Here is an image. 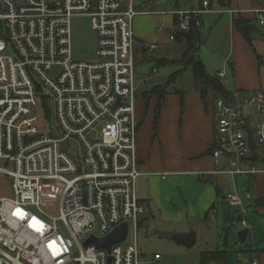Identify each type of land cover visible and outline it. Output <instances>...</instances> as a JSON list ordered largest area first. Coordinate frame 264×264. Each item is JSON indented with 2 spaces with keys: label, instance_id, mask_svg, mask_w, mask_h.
I'll return each instance as SVG.
<instances>
[{
  "label": "built area",
  "instance_id": "2783aa9c",
  "mask_svg": "<svg viewBox=\"0 0 264 264\" xmlns=\"http://www.w3.org/2000/svg\"><path fill=\"white\" fill-rule=\"evenodd\" d=\"M207 12L238 13L210 0L169 13L185 32L199 29ZM141 13L132 0H0V174L12 187V197L0 195V264H158L159 254L146 258L134 241L110 250L84 245L123 222L135 227L144 212L135 189L133 20ZM77 15L88 17L95 34L93 61L73 57L70 19ZM256 17L264 23L263 13ZM226 74L224 66L214 77L224 85ZM207 107L214 173H264L254 160H264V90L232 89L214 95ZM52 180L63 183L58 215L34 212L39 183ZM226 200L238 208L240 229L249 228L236 191Z\"/></svg>",
  "mask_w": 264,
  "mask_h": 264
},
{
  "label": "crops",
  "instance_id": "0c3cea01",
  "mask_svg": "<svg viewBox=\"0 0 264 264\" xmlns=\"http://www.w3.org/2000/svg\"><path fill=\"white\" fill-rule=\"evenodd\" d=\"M210 1L220 4V0ZM200 5L201 0H198L190 7L176 9H193L199 8ZM224 8L237 10L238 13L233 18L239 17L252 24L249 39H246L240 29L234 26V19L228 13H203L201 26L198 29L200 41L205 25L208 27L206 38L211 40L214 37L215 42L220 41L224 32L228 31L231 50L220 62V68H216L211 74L207 70L210 61L208 63L200 60L211 76L227 66L224 86L228 91L264 90V23L260 24L256 17V13L259 12L264 15V0H231ZM139 11L143 13L138 14L133 20L137 80L135 108L138 119L135 154L140 173L135 184L136 194L144 210L149 212L150 223L154 225L156 231H162L164 234H184L192 229L195 232L196 242L199 235L211 229L209 226L211 219L214 220V228L217 230V201L221 196L228 205L226 198L230 195L223 193V187L217 180L219 173H214L215 165L210 155L215 133L207 104L214 95L209 92L203 99L197 82L192 90L185 91L174 87L175 80L161 100L158 118L155 121L154 109L158 95L151 94L145 106L144 93L155 85H162L165 81L144 87V83H147L149 78L147 76L138 78V75L143 64L155 62L157 58H166L162 55L165 52L161 50L159 52L162 53L161 55L149 58L148 45H157L149 52L159 48L157 41L160 35L155 33V29H160L156 27L165 21L166 28L171 30L174 27V18L169 13L172 10L166 12L139 9ZM223 14H227L228 18L220 23V16ZM169 61L168 59V63ZM153 68L155 67L148 69L151 76ZM244 180L252 188V192L246 190L248 200L253 199V203L249 202L247 208H251L264 222V173L244 175ZM143 217L144 215L140 216L139 223L134 227L135 244V229L144 222ZM251 251L243 253L245 262L256 257L259 264H264V246H252ZM141 254L146 258L153 255L143 252ZM227 259L226 254L223 262L229 264ZM245 262L238 260L237 264Z\"/></svg>",
  "mask_w": 264,
  "mask_h": 264
},
{
  "label": "rangeland",
  "instance_id": "374dc122",
  "mask_svg": "<svg viewBox=\"0 0 264 264\" xmlns=\"http://www.w3.org/2000/svg\"><path fill=\"white\" fill-rule=\"evenodd\" d=\"M198 0H133V4L137 10H159L170 11L177 7H190L191 4H196ZM126 5L128 0H121ZM137 16V15H136ZM135 16V17H136ZM223 23L227 20L228 15L223 14L220 16ZM258 27V25H256ZM155 29V33L160 35L157 43L158 49L153 52H147V56H158L160 50L165 52L164 55L169 59V63L165 66H161L154 61L143 64L140 68V74L143 78L147 76L149 78L147 83H144V87H150L154 84L162 83L167 80V77L185 66L182 61L183 54L186 51L184 43L177 41H170L169 35L175 29L171 30L166 28L165 21H163ZM208 31L207 25L202 30V37L199 44H197V55L201 60L206 62L210 61V66H207L208 72L211 74L216 68H220L221 61L227 53L231 50L229 43L228 31L224 32L220 41L211 42L210 38H206ZM70 34H71V48L74 58L93 61L96 59L95 50V34L89 27V19L84 15L73 16L70 19ZM248 42V41H247ZM231 61V59H230ZM209 63V62H208ZM183 64V65H182ZM154 66L157 69L156 75H150L148 69ZM137 81V80H136ZM196 85V81L192 76L191 69L188 67L183 74L177 77L174 87L181 88L185 91H190ZM212 97L210 98V101ZM49 126H51L50 123ZM65 146V145H64ZM0 167H5L3 160H0ZM219 184L223 187L222 191L225 195L236 193L243 202L244 207H247L249 202L253 203V199L250 201L247 198V191L252 192V188L249 187L244 180V175H235L231 177L225 173H219L217 176ZM234 185V186H233ZM63 183L58 180H52L49 182H40L37 190L38 207L32 206L31 209L40 213L44 212L49 216H57L59 211V202L61 197V191ZM235 188V190H234ZM0 195L5 197H12L11 179L8 176L0 174ZM217 230L214 228V220L209 221L211 229H207L204 234L199 235L196 242L190 248L177 244L170 238V234H164L162 231H156L154 225L150 223L149 212L144 210L142 224L135 229V240L138 249L148 255L157 253L160 255L158 264H198L200 253L203 251H211L215 249H225L229 264H237L238 260L245 262L246 259L243 256L244 252L251 250L252 246H264V222L261 221V217L256 215L251 208H247L243 218L246 220L249 229V237L244 243H240L236 235L237 230L240 228V214L238 208L229 207L219 196L217 201ZM56 226L60 231L68 236V231L62 221L57 220ZM192 229H189V231ZM188 231V232H189ZM134 226L133 222L128 223V235L125 241L122 242V246H128L133 244ZM74 250H77V245L74 243ZM209 264H226V262H210Z\"/></svg>",
  "mask_w": 264,
  "mask_h": 264
},
{
  "label": "trees",
  "instance_id": "16d2710c",
  "mask_svg": "<svg viewBox=\"0 0 264 264\" xmlns=\"http://www.w3.org/2000/svg\"><path fill=\"white\" fill-rule=\"evenodd\" d=\"M202 1V0H201ZM231 0H220V5L226 7L228 2ZM247 20L241 19L237 17L234 19L233 24L237 29H240V26L244 23H247ZM174 31L172 32L174 35V41L184 43L186 46V51L183 54L182 61H184V68L180 69L176 72L171 73L167 80L162 85H155L151 87L149 90L145 91L146 99H145V106L148 104V99L151 94H157L158 99L155 104V121L158 118V112L161 107V100L164 95L167 93L168 87L177 79L178 76L183 74V72L189 67L191 69V73L195 81L199 85L200 93L203 97L211 92L213 95H227L228 90L225 86L214 76L209 75L205 67L197 55L198 47L197 44L200 43V32L198 29H193L190 31H180L176 28L174 23ZM183 65V64H182ZM43 108V115L45 118H48V111L45 109V104L42 105ZM257 163L263 165L264 160L254 159ZM240 220V217H239ZM139 222H137L138 224ZM247 252H252L248 250ZM227 252L225 249H215L212 251H203L200 253L198 264H208L210 262H218V261H225V256Z\"/></svg>",
  "mask_w": 264,
  "mask_h": 264
},
{
  "label": "water",
  "instance_id": "95a60500",
  "mask_svg": "<svg viewBox=\"0 0 264 264\" xmlns=\"http://www.w3.org/2000/svg\"><path fill=\"white\" fill-rule=\"evenodd\" d=\"M251 27V23H244L240 26V31L246 39H249V31ZM155 63L161 66H165L168 63V59L162 57L157 58L155 59ZM127 233L128 224L127 222H123L120 225L116 226L110 233H108L102 238H97L91 235L85 240L84 245L94 244L96 248H105L107 250H110L113 245L123 242L126 239ZM236 235L239 239V242L241 244L244 243L249 237V228L238 229ZM169 236L177 244L183 245L187 248H190L195 243V232L193 230H190L188 233L184 234L173 233Z\"/></svg>",
  "mask_w": 264,
  "mask_h": 264
},
{
  "label": "snow or ice",
  "instance_id": "6c2138e0",
  "mask_svg": "<svg viewBox=\"0 0 264 264\" xmlns=\"http://www.w3.org/2000/svg\"><path fill=\"white\" fill-rule=\"evenodd\" d=\"M34 223H36V222L34 221ZM41 227H42V225H41Z\"/></svg>",
  "mask_w": 264,
  "mask_h": 264
}]
</instances>
